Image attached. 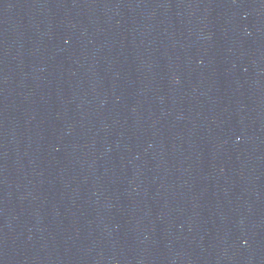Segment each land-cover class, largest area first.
I'll return each instance as SVG.
<instances>
[{"label":"water","instance_id":"95a60500","mask_svg":"<svg viewBox=\"0 0 264 264\" xmlns=\"http://www.w3.org/2000/svg\"><path fill=\"white\" fill-rule=\"evenodd\" d=\"M0 264H264V0H0Z\"/></svg>","mask_w":264,"mask_h":264}]
</instances>
